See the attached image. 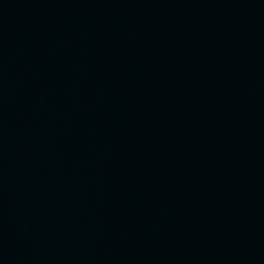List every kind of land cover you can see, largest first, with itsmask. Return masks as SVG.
<instances>
[{
  "label": "water",
  "instance_id": "95a60500",
  "mask_svg": "<svg viewBox=\"0 0 264 264\" xmlns=\"http://www.w3.org/2000/svg\"><path fill=\"white\" fill-rule=\"evenodd\" d=\"M0 264H264V0H0Z\"/></svg>",
  "mask_w": 264,
  "mask_h": 264
}]
</instances>
